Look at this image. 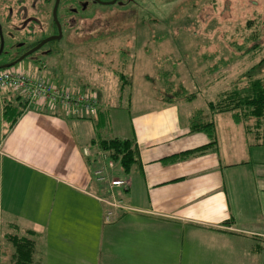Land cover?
Masks as SVG:
<instances>
[{"label":"crops","instance_id":"1","mask_svg":"<svg viewBox=\"0 0 264 264\" xmlns=\"http://www.w3.org/2000/svg\"><path fill=\"white\" fill-rule=\"evenodd\" d=\"M13 95L23 98L0 91V264H17L13 236L34 241L31 264H264V136L251 144L243 124L212 117L217 146L196 152L210 138L181 107L196 94L134 112L123 138L135 140L139 163L114 191L140 211L105 222L91 133L108 114L27 103L10 127L3 105Z\"/></svg>","mask_w":264,"mask_h":264},{"label":"rangeland","instance_id":"2","mask_svg":"<svg viewBox=\"0 0 264 264\" xmlns=\"http://www.w3.org/2000/svg\"><path fill=\"white\" fill-rule=\"evenodd\" d=\"M139 3L142 12H123L121 7L113 6L107 9L110 12L87 15L79 27L67 28V38L59 42L61 49L51 50L40 61L21 64L35 73L63 81L64 87L73 92L98 93L99 111L108 114L109 120L99 130L100 134L91 133L94 138L125 137L134 112L155 109L168 98L181 103L179 96L185 88L188 93H195L196 98L181 103L184 116L188 111L194 117L200 115L202 120L213 117L220 126L232 122L229 112L212 116L207 103L216 101L227 89L248 84L243 74L264 57V0H140ZM260 76L264 77V66ZM83 116L93 117L84 113ZM244 123L249 128L257 125L253 118ZM238 130L243 132L240 125L236 127ZM251 133L246 138L252 144L254 130ZM111 153L98 148L95 151L101 166L94 176L102 172V178L95 180L96 194L105 201L119 198L114 187H126V180L121 186L111 185L113 179H120L121 169ZM122 193L126 199L127 192ZM120 204L127 206L124 202ZM104 206L107 210L108 206ZM112 209L114 213L105 222H111L115 211L123 208Z\"/></svg>","mask_w":264,"mask_h":264},{"label":"flooded vegetation","instance_id":"3","mask_svg":"<svg viewBox=\"0 0 264 264\" xmlns=\"http://www.w3.org/2000/svg\"><path fill=\"white\" fill-rule=\"evenodd\" d=\"M139 1L0 0V71L7 64H30L49 56L51 50L61 49L59 42L67 38V28L79 27L87 15L110 12L107 9L113 6L123 12H142Z\"/></svg>","mask_w":264,"mask_h":264},{"label":"trees","instance_id":"4","mask_svg":"<svg viewBox=\"0 0 264 264\" xmlns=\"http://www.w3.org/2000/svg\"><path fill=\"white\" fill-rule=\"evenodd\" d=\"M263 66L264 57L243 74L246 79L248 78V84L243 86V88L235 87L227 89L222 92L216 101H209L207 103L212 116L214 114L229 112L234 122L243 124L244 128L249 132L254 130L259 138L264 136V124L261 125L264 120V77L260 76V70ZM47 77L54 80L51 78V75ZM240 80L241 77L235 81V84ZM54 81L63 85L59 81ZM182 96L191 100L195 97V94H187V91L184 89ZM13 98V102H5L3 105V117L10 123V127L16 123L27 104L24 97L13 95ZM99 109L100 107L98 108L96 116L99 113ZM249 118L255 120L257 124L256 127L249 128V125L244 123V120ZM260 129H263V131H259ZM191 130L202 131L210 138L209 145L196 152H203L209 148H216L217 135L215 122L212 118L209 120H202L200 115H196L192 120ZM93 143H95L100 150L112 151L111 158L119 163L121 167V169H119V177L120 179L122 177L121 180L123 181L130 175L134 165L139 163L138 149L134 139L119 137L99 138ZM10 239L14 247L15 262L17 264H31L34 241L28 237L18 236H13Z\"/></svg>","mask_w":264,"mask_h":264},{"label":"built area","instance_id":"5","mask_svg":"<svg viewBox=\"0 0 264 264\" xmlns=\"http://www.w3.org/2000/svg\"><path fill=\"white\" fill-rule=\"evenodd\" d=\"M0 91H13L21 94L28 104L37 105L39 108H60L66 115L95 116L98 112V93L94 90L84 92H73L68 87L58 84L41 73H35L22 64L4 68L0 71ZM96 175L97 179L102 178V172ZM123 180L113 179L112 186H121ZM114 196V195H113ZM97 198L107 205L108 209L104 214V220L108 221L114 213L112 208L121 210L131 208L120 204V198H113V201H105L101 196ZM117 199V200H116ZM120 200V202H118ZM125 203V202H124ZM113 206V207H112ZM112 207V208H109ZM134 209V208H132Z\"/></svg>","mask_w":264,"mask_h":264},{"label":"water","instance_id":"6","mask_svg":"<svg viewBox=\"0 0 264 264\" xmlns=\"http://www.w3.org/2000/svg\"><path fill=\"white\" fill-rule=\"evenodd\" d=\"M58 0H56V2H57ZM54 17H55V11H54ZM55 19H56V17H55ZM49 39H51V38H48L47 40H49ZM47 40H45V41H47ZM40 46V45H39ZM38 46V47H39ZM37 47V48H38ZM15 63H12V64H7V65H5V66H3L2 68L4 69V68H8V67H11V66H13Z\"/></svg>","mask_w":264,"mask_h":264}]
</instances>
